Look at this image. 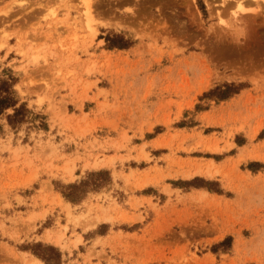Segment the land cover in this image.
<instances>
[{
  "label": "rangeland",
  "instance_id": "374dc122",
  "mask_svg": "<svg viewBox=\"0 0 264 264\" xmlns=\"http://www.w3.org/2000/svg\"><path fill=\"white\" fill-rule=\"evenodd\" d=\"M2 81L0 264H264V0H0Z\"/></svg>",
  "mask_w": 264,
  "mask_h": 264
},
{
  "label": "trees",
  "instance_id": "16d2710c",
  "mask_svg": "<svg viewBox=\"0 0 264 264\" xmlns=\"http://www.w3.org/2000/svg\"><path fill=\"white\" fill-rule=\"evenodd\" d=\"M202 9L205 10V6H202ZM238 87L235 84H226L223 87H217L215 90L210 92V95H216L217 97L221 99H225L230 97L232 94L238 92ZM17 100L13 96V89L12 84L8 81H2L0 83V115L3 114L8 108L16 106ZM21 107L16 109V113L14 114V117L17 114H20ZM85 185V184H84ZM82 185H74L72 186L75 191L71 193L70 195H75L78 193V190L84 186ZM70 195H67L68 197H71ZM76 200V199H75ZM46 252L40 253L35 252L39 257H41L47 264H58V260L61 257L60 251L53 247V246H47Z\"/></svg>",
  "mask_w": 264,
  "mask_h": 264
},
{
  "label": "bare ground",
  "instance_id": "6f19581e",
  "mask_svg": "<svg viewBox=\"0 0 264 264\" xmlns=\"http://www.w3.org/2000/svg\"><path fill=\"white\" fill-rule=\"evenodd\" d=\"M38 260H40V259H38ZM40 262V261H39Z\"/></svg>",
  "mask_w": 264,
  "mask_h": 264
}]
</instances>
